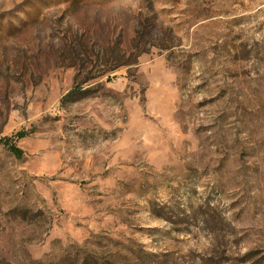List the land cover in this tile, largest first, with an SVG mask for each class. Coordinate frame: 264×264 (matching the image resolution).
<instances>
[{
	"label": "rangeland",
	"instance_id": "rangeland-1",
	"mask_svg": "<svg viewBox=\"0 0 264 264\" xmlns=\"http://www.w3.org/2000/svg\"><path fill=\"white\" fill-rule=\"evenodd\" d=\"M6 136L0 264H264V0H0Z\"/></svg>",
	"mask_w": 264,
	"mask_h": 264
},
{
	"label": "trees",
	"instance_id": "trees-1",
	"mask_svg": "<svg viewBox=\"0 0 264 264\" xmlns=\"http://www.w3.org/2000/svg\"><path fill=\"white\" fill-rule=\"evenodd\" d=\"M26 134L25 131H21L17 134V137L23 138ZM0 143L5 144L17 156H22L24 154V150L17 144L13 137H0Z\"/></svg>",
	"mask_w": 264,
	"mask_h": 264
}]
</instances>
